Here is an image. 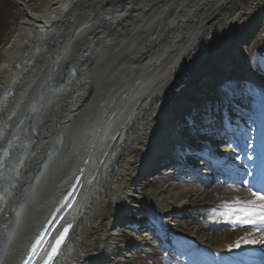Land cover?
I'll list each match as a JSON object with an SVG mask.
<instances>
[{"label": "bare ground", "instance_id": "1", "mask_svg": "<svg viewBox=\"0 0 264 264\" xmlns=\"http://www.w3.org/2000/svg\"><path fill=\"white\" fill-rule=\"evenodd\" d=\"M227 4L216 11L208 0H44L37 7L24 4L23 16L0 53V129L5 132L0 139V264L20 263L77 178L82 188L63 221V225H72L71 233L56 264H97L115 258L121 240L119 227L127 224V215L157 210L159 204L169 211L172 207L166 201L144 200L147 195L142 192L155 187L153 194L159 197L176 189L173 183H167L169 189L162 188L164 179L154 176L142 183L164 158H173L181 170L192 171L186 173L185 181L179 179L184 183L182 191L196 190L198 181L188 166L189 151H205L211 162L214 154L199 143L183 146L177 142L176 149L169 148L172 123L177 124L178 114L191 113L194 105L207 104L208 86L226 75L228 65L254 80L246 45L264 28V0H229ZM202 19L207 21L199 23ZM109 46L115 55L95 77L90 71ZM168 53V61L158 67ZM126 70L132 77L124 76L115 83ZM240 83L236 82L233 96L232 91L221 94L216 89V103L219 95L227 97V109L250 104L248 97L254 91L240 88ZM23 90L26 101L13 118L11 113ZM260 104L264 109V99ZM218 111L210 122L204 113L198 120L204 127L219 125L226 132L223 106ZM53 125L55 132L63 133L59 146L50 137ZM252 143L260 144L258 135L249 137ZM28 144L34 153L19 155ZM52 153L53 157L45 158ZM44 159L47 165L41 168ZM40 169H44L42 179L36 172ZM171 179L175 178L168 176L167 182ZM212 182L222 185L201 187L200 196L254 197L242 192L236 182L218 177ZM197 199L198 195L192 200ZM259 200L249 201L263 206ZM256 215L264 218L262 211ZM252 221L235 219L239 240L235 245L244 248L264 238V224L254 225L252 230L244 227L246 223L253 226ZM189 226L186 221L178 224L180 230L197 236ZM208 235L205 240L214 244L211 238L218 234L210 230Z\"/></svg>", "mask_w": 264, "mask_h": 264}, {"label": "rangeland", "instance_id": "2", "mask_svg": "<svg viewBox=\"0 0 264 264\" xmlns=\"http://www.w3.org/2000/svg\"><path fill=\"white\" fill-rule=\"evenodd\" d=\"M44 0H14L15 4H16V9L13 10V18H12V22L11 25L7 28L4 29V33H3V38L0 42V53L3 49V47L5 46V44L8 42L9 38L13 35V31L15 30L16 26H17V22L20 20V18H22L23 16V8H24V4H27L31 7H37L40 3H42ZM210 1L211 6L213 7V10H218L220 8H226L228 6V2L229 0H208ZM21 3V4H19ZM227 4V6H225ZM122 16V15H121ZM145 18H148V14L145 15ZM208 19V18H207ZM207 19L205 20H201L199 23H204V21H207ZM147 20V19H146ZM189 21V18H186L185 21ZM191 21H195V20H191ZM143 20H139V22L137 23V27L136 29H140V24H142ZM198 22V21H195ZM195 24V23H194ZM192 25V26H198L196 25ZM263 25H264V20H263ZM174 27L176 25H173ZM2 28H0L1 30ZM261 29V28H260ZM258 30L254 35L252 40L250 41V43H248L247 47V53L251 56L250 60H249V66L251 67L252 74L253 72L259 76V82H264V67L261 66V63H259L257 61V56L255 54V51H259L262 50L264 51V28L263 30ZM178 30V29H177ZM177 30H173V34L177 33ZM134 32V31H131ZM192 30L189 29V34L191 35ZM131 35H129L130 37ZM131 38V37H130ZM128 38V39H130ZM256 39V40H255ZM106 54L99 56L98 60L95 61V67L94 70L90 71V73L92 75H96L95 77L98 76L99 71L101 69H104V67L106 66V61L111 57L114 56L115 52L113 51V49L109 46L106 47L105 49ZM162 51H160L161 53ZM172 53V52H171ZM171 53H168V56H166L163 59V62H161L160 64H158L157 66H161L162 64H164V62L168 61L167 59L170 58ZM156 56L157 53H156ZM160 59V58H159ZM155 66V67H157ZM153 67V69L155 68ZM152 69V70H153ZM234 67H231L230 65H228V72L226 73L225 76H223L222 78H220L221 80H218L217 84H214V86H208L207 90L208 92V96L211 95V93H213V91H217L216 89H218V87L220 85H222V87L224 89H228L230 83L233 80H239V79H246V77L244 78L242 76V73H236ZM124 73H121V75L119 76V78L114 79L115 83H118L122 80V77H132L131 75V71L130 70H126L123 71ZM153 72V71H152ZM98 73V74H95ZM236 76V77H235ZM250 76H248L247 78H250ZM252 78V77H251ZM253 79V78H252ZM50 94L52 93V91H49ZM207 92V91H206ZM262 93H264V90L262 91ZM26 94V90H23L20 93V100L18 101V104L16 106V110L14 111V113H11V115L13 114V118L15 117L14 115L18 112H20L22 109L21 107L24 105L23 103H25V98L24 95ZM48 95V94H47ZM49 97L51 95H48ZM207 96V97H208ZM51 98V97H50ZM260 102V99L257 98V100L255 101L256 105L255 107L257 108V103ZM195 104V103H192ZM35 108L37 109V107L35 106ZM195 110H198L200 108V106L194 105L193 107ZM188 110H191L190 107L188 108ZM248 111L250 112V109L248 108ZM190 112H186V116L189 114ZM252 115V123H247L246 120L242 119L244 125L246 126L248 124V127H246V130L250 131L249 135L252 134H257L260 136L261 133V129L257 128L256 126V121L255 118L253 116L257 115V113L259 112H254L251 111L250 112ZM181 116L183 117V114L181 115H177L178 119H177V123L179 121V123H181V125L183 124H187V123H191L192 119H190L189 117H187L184 120H181ZM237 119L240 118L238 115ZM261 120V119H260ZM178 123V125H180ZM237 123V121H236ZM242 124V123H241ZM240 122H238V125L241 126ZM262 125V120L259 123ZM55 125H53L50 129V137L52 138V140L54 142L57 143V145L59 146L60 141H61V136H62V132H55V130H57V128L54 127ZM172 127L174 128V124L172 123ZM172 128V129H173ZM244 127H241L240 129H242ZM88 129V127L86 128ZM186 129L188 131H192V127L185 126V128H183V130H177L176 132L174 131L175 134H177L178 132L181 134H185L186 133ZM191 134L190 132L186 133ZM185 134V135H186ZM3 136H5V132L3 131V129H0V139H3ZM208 142H206V147L210 146V144H215V141L213 140V138L211 137H207ZM169 140L175 141L177 142V137L175 135L171 136ZM245 140V139H244ZM203 145V144H202ZM11 145H9L7 148H10ZM264 146V137H263V145ZM26 148H23V150L21 149V151L19 150V155L24 154V153H28V151H32L31 146L28 144V146L25 145ZM215 149V153H220L221 149L224 148V146H216L214 147ZM246 149H248V153H252L250 156L252 157V160L255 158L259 157V153L255 152V150H258L257 145H253V147H246ZM34 153V151H32ZM54 152V151H53ZM56 152V150H55ZM54 152V153H55ZM7 151H5L4 154H6ZM54 153L52 154H48L45 156V158L47 157L48 159H50V156H54ZM45 155V154H44ZM241 160L240 158H237V162ZM1 161V159H0ZM42 162V166L41 168H44L47 165V160H41ZM46 163V165H44ZM235 163V162H234ZM236 165H239L237 163H235ZM1 167L5 169L6 165H1ZM8 167V166H7ZM44 169H40L38 171H36L38 174L37 176H41V179L43 177V171ZM42 172V173H41ZM69 173V172H68ZM200 175L203 174L204 175V171H200L198 172ZM249 178V174L245 173ZM39 176V177H40ZM182 179H184L185 177L183 175H181ZM179 178V177H178ZM171 179V181L167 182V179L163 180L161 187L162 188H167L169 189V184H175L176 189L175 188H171L170 192L168 195H159V197H155L153 193H155V191L157 190V188H151V187H147L146 189H144L142 192L147 195V196H143L144 200H148L149 199H154L157 201H166V204L170 205H174V204H181L184 203L183 205L187 206L186 211L183 212V214L179 217H177V219H173L174 221H170L171 224V229H175V230H179L178 224H181L182 222L186 221L187 223H190L189 228L191 230H194L195 232H197V238L198 240H200L201 245L204 246V251L202 252H194L197 253L199 256H203L204 253L206 254V256L208 257V260L211 261L213 264H220L218 261H216L217 259L215 258L217 251H225V248H228L229 246H231L232 250L229 252L231 254L236 253L237 250H239V246L235 245V243H237L238 238H237V233L234 232L236 228H231L230 223H228V221L233 220L232 219V215L231 212H219L220 210L217 211L218 205L219 206H223V205H234L236 202H239L240 197L243 196H234L233 199H229L226 196H222V195H208L207 197H203L200 196L201 194H199L198 190H201V187L205 188V187H209L210 186H219L220 184L217 182H207V183H202V182H198L195 191L192 192H186V191H182L183 189L181 188L182 183L180 182V179ZM202 180H207V178H204L203 176L201 177ZM188 179V178H187ZM5 180V178H4ZM148 180H153L152 176H148L146 180L142 181V183H146ZM179 182H178V181ZM201 180V181H202ZM37 181L40 182L39 178L37 177ZM185 181V179H184ZM38 182V183H39ZM171 182V183H170ZM246 182V179L243 180L242 184H240L241 186H237L238 188H240L242 190V192H247L249 191L247 188L244 187V183ZM37 183V182H36ZM169 183V184H167ZM184 184V183H183ZM188 185H190L189 183H187ZM193 184V183H192ZM31 188V186H30ZM198 195L199 199H197L196 201H193L192 199L194 198V196ZM251 196V195H250ZM147 198V199H146ZM258 195H255L253 198H250L251 201H255L258 200ZM248 200V199H246ZM159 201V202H160ZM24 202V201H22ZM151 205V204H150ZM160 205V204H159ZM157 205L159 209L160 206ZM182 208V207H181ZM21 209V207H20ZM146 211V210H145ZM255 211H250L249 215L252 214ZM19 212H15V214L17 215ZM144 210H141L140 212L136 213L135 215H127V224H124L122 226L119 227V233H121V240H120V244L118 245L119 248V254L117 255V257L112 258V259H108V261H103V262H97V264H189V262H187L186 258L180 259L179 257H173V261L171 262L170 260L167 262L166 258H165V253L162 252V250H160L158 248V244L157 242L151 241L149 240V236H148V232H145L144 230L139 232L141 230V228H139V225L142 223V220H144V216H143ZM227 213V214H226ZM225 214V215H224ZM196 222L198 225H195ZM245 221V220H243ZM131 224L132 226H134L135 228H139L138 232L133 231L130 228H127V225ZM247 229H251V227H245ZM244 228V230H245ZM202 229V230H201ZM198 230H201L202 233H198ZM216 231V233L218 234L217 236H214V238H211V240L213 241L215 239V243L211 244L208 241H206L205 239H209V231ZM224 230H227L228 233H226L225 235L222 233ZM242 230L243 229H239ZM252 230V229H251ZM222 235V236H219ZM243 251H248L247 247L246 248H241ZM163 253V254H162Z\"/></svg>", "mask_w": 264, "mask_h": 264}, {"label": "water", "instance_id": "3", "mask_svg": "<svg viewBox=\"0 0 264 264\" xmlns=\"http://www.w3.org/2000/svg\"><path fill=\"white\" fill-rule=\"evenodd\" d=\"M21 4V3H19ZM23 155V154H22ZM45 160V159H44ZM68 190L63 207H59L48 220L46 228L42 231V240L37 248L32 251L27 264H56L59 259L60 249L64 247L67 236L71 233V224L63 225L66 213L73 208L80 194L81 181L77 178ZM64 227V228H62ZM62 228V229H61Z\"/></svg>", "mask_w": 264, "mask_h": 264}, {"label": "trees", "instance_id": "4", "mask_svg": "<svg viewBox=\"0 0 264 264\" xmlns=\"http://www.w3.org/2000/svg\"><path fill=\"white\" fill-rule=\"evenodd\" d=\"M14 9H16L14 0H0V28H2L0 30V42L4 36L3 28L7 29L11 25L14 15L12 12ZM255 54L257 56V61L264 66V51H255Z\"/></svg>", "mask_w": 264, "mask_h": 264}]
</instances>
